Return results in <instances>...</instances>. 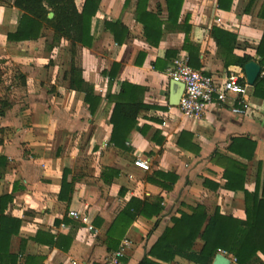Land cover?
<instances>
[{
	"label": "crops",
	"instance_id": "crops-1",
	"mask_svg": "<svg viewBox=\"0 0 264 264\" xmlns=\"http://www.w3.org/2000/svg\"><path fill=\"white\" fill-rule=\"evenodd\" d=\"M85 1L75 0L79 11ZM138 2L99 0L90 28L94 40L87 46L55 38L46 24L38 38H10L23 11L15 0H0V213L20 220L8 248L0 246V264H12V254L20 255L18 264H103L125 238L131 244L124 264H197L182 256L165 262L150 250L176 218L198 205L209 215L219 208L246 219L244 189L227 188L224 167L211 159L221 153L245 163L249 191L263 179L264 98L254 94L237 59L261 64L264 0H182L172 14L168 0H147L139 13ZM146 13L157 18L152 39L145 31ZM215 27L236 34L232 53L219 51ZM186 30L196 60L184 46ZM180 55L216 81L238 73L247 84L249 111L234 113L233 95L201 119L183 117L173 103L178 87L166 73ZM72 65L101 97L94 112L85 92L70 85ZM125 81L141 87L144 106L117 146L111 116L114 95ZM138 159L148 160L149 168L138 166ZM71 209L87 213L94 228L72 217ZM203 244L197 237L191 251L199 253ZM220 253L228 264H238L233 254Z\"/></svg>",
	"mask_w": 264,
	"mask_h": 264
},
{
	"label": "trees",
	"instance_id": "trees-1",
	"mask_svg": "<svg viewBox=\"0 0 264 264\" xmlns=\"http://www.w3.org/2000/svg\"><path fill=\"white\" fill-rule=\"evenodd\" d=\"M181 2L182 0H168L171 14L179 12ZM138 3L139 13L140 7L146 4L147 0H139ZM98 4L99 0H86L82 10L79 11L75 0H15L16 7L22 10L23 14L17 31L9 33L8 36L13 39L38 38L43 24H46L55 30V34H57L55 38L58 39L63 35L90 46L94 40V35H91L90 32L91 22ZM50 11L54 12L52 17L48 16ZM259 16L264 18V2L262 3ZM137 17L141 18L140 14ZM156 19V16L146 13L144 22L148 38L152 39L153 37L152 26ZM161 32L160 30L156 33L155 42L159 39ZM114 33L117 41L121 43L122 38L118 36L117 30ZM213 35L217 40L220 52L223 54L233 52L237 39L236 34L215 27ZM184 46L189 51L191 58L193 56V59L196 60L194 53L197 52V48L190 44L189 30H186ZM257 55L264 66V33L257 48ZM237 61L243 66L246 62L242 58L237 59ZM226 64L228 65L229 63L226 61ZM196 66L199 65L197 64ZM71 73V87L85 92L86 102L89 103L90 110L94 112L101 97L96 95L93 86L83 79L80 69L72 65ZM254 85V94L264 98V74H260ZM140 89L141 87L125 81L121 84L120 92L114 95L115 106L111 122L114 125L112 139L117 146H120L122 141L126 140L130 127L135 123L140 109L144 106L142 95L138 93ZM184 145L188 146L185 143ZM237 146L239 148V142H237ZM189 148L193 147L190 146ZM231 149L236 151V146H231ZM237 150L239 152L242 151L240 148ZM197 151L195 150V152ZM211 161L222 164L221 166L224 167L225 186L227 188L244 189L246 219L222 214L219 208H216L214 213L209 215L203 205L192 207L191 214H181V217L175 219L173 227H168L165 230L151 248L150 254L165 262H170L176 256H182L197 264H212L218 249H222L233 254L238 264H264V260L259 255L260 252L264 255V176L262 180H260L259 176L255 190L249 191L244 188L247 167L245 163L221 153H216ZM158 173L166 175L164 172ZM260 186L262 187L259 193ZM146 208L140 209L144 215L148 213ZM159 209V207H156L153 211L158 212ZM130 216L129 222L136 215L132 213ZM19 228V219L6 217L3 213H0V246L4 244L8 248L11 235L18 233ZM199 236L204 240V244L199 253H194L191 251L190 242L196 240ZM160 249L163 252H160ZM19 256L18 254L10 255L11 263L18 264Z\"/></svg>",
	"mask_w": 264,
	"mask_h": 264
},
{
	"label": "built area",
	"instance_id": "built-area-1",
	"mask_svg": "<svg viewBox=\"0 0 264 264\" xmlns=\"http://www.w3.org/2000/svg\"><path fill=\"white\" fill-rule=\"evenodd\" d=\"M166 73L171 79L184 84L178 107L182 116L187 119H201L207 110L213 106L221 105L233 95L236 96L237 101V104L233 103L232 105L234 113L244 115L250 109V104L245 99L247 84L241 82V76L238 73L231 72L225 75L221 81H216L212 75L193 67L185 55L173 59ZM261 74H264V69L261 70ZM135 163L144 169L149 168L148 160L138 159ZM69 214L85 222L90 229L94 228L87 213L71 209ZM130 244L129 239H123L118 248L108 252L103 264H124L123 257Z\"/></svg>",
	"mask_w": 264,
	"mask_h": 264
},
{
	"label": "water",
	"instance_id": "water-1",
	"mask_svg": "<svg viewBox=\"0 0 264 264\" xmlns=\"http://www.w3.org/2000/svg\"><path fill=\"white\" fill-rule=\"evenodd\" d=\"M53 15V12L50 13V16ZM261 70H262V66L260 63H258L255 60H250L248 62L245 63L244 65V71H245V76H246V80L249 84L253 85L255 84L256 80L258 79V77L261 74ZM172 85L175 87H178V91H174L173 93V103L174 104H178L180 97L183 93L184 90V84L176 81L174 79H172ZM229 263V259L223 255V254H218L216 255V258L214 260L213 264H228Z\"/></svg>",
	"mask_w": 264,
	"mask_h": 264
}]
</instances>
